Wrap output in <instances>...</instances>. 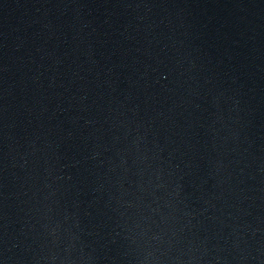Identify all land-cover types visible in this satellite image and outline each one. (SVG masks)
<instances>
[{
	"label": "water",
	"instance_id": "95a60500",
	"mask_svg": "<svg viewBox=\"0 0 264 264\" xmlns=\"http://www.w3.org/2000/svg\"><path fill=\"white\" fill-rule=\"evenodd\" d=\"M0 264H264V0H0Z\"/></svg>",
	"mask_w": 264,
	"mask_h": 264
}]
</instances>
